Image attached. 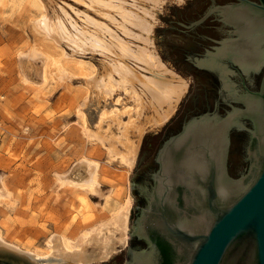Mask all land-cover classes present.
Instances as JSON below:
<instances>
[{"label":"rangeland","instance_id":"rangeland-1","mask_svg":"<svg viewBox=\"0 0 264 264\" xmlns=\"http://www.w3.org/2000/svg\"><path fill=\"white\" fill-rule=\"evenodd\" d=\"M125 1L144 5L143 0ZM187 1L159 0L155 4L149 37L150 48L158 56L154 32L156 27L168 26L158 14L174 18L169 12L170 5L184 7ZM101 3L0 0V236L23 249L44 253L53 234L73 238L85 233L95 223L107 220L128 197L124 242H116L107 258L127 244L134 201L130 178L143 136L155 126L138 134L137 127L143 125L151 109L140 107L119 85L112 91L106 88L109 71L106 51L96 50L94 45L91 48L95 39L92 43L90 39L102 35L100 39L110 42L112 30L125 35L120 33L119 26L115 27L119 16L116 14L117 21L113 23L109 19V15H115L114 8L105 4L103 7ZM44 16L52 22L60 20L63 31L53 35L45 30L40 22ZM78 34H84L86 41L81 42L85 39L82 35L78 41ZM133 42V45L142 43L137 39ZM127 141L138 142L136 160L130 166L119 154L125 152ZM86 160L98 166L95 190L64 186L63 178H76L72 173L86 171ZM104 167L111 172L117 169L116 173L123 169L127 174L122 180L105 179ZM80 195L88 197L89 206H82ZM0 256L6 253L0 251Z\"/></svg>","mask_w":264,"mask_h":264},{"label":"water","instance_id":"water-1","mask_svg":"<svg viewBox=\"0 0 264 264\" xmlns=\"http://www.w3.org/2000/svg\"><path fill=\"white\" fill-rule=\"evenodd\" d=\"M169 12L175 17L158 14L168 26L156 27L154 42L163 61L189 82L178 105L202 107L213 102V85L208 76L184 61L185 53L202 52L208 41L196 37L195 43L188 41L185 25L216 24L212 19L220 17L233 26L228 35L208 27L193 30V35L211 33L219 40L198 64L214 69L227 93L236 96L245 107L231 104L222 115L215 111L202 113L189 119L179 133L164 143L159 150L160 165L154 173L147 208L142 210L136 227L143 230L150 224L155 233L170 234L189 247L187 255L178 257L174 264H264V0H188L184 7L170 5ZM228 62L237 64L245 73L262 67L252 81L259 88L246 86L238 96L228 77ZM241 117L251 120L249 130L262 159L253 163L250 174L239 175L237 172L243 166L239 156L241 143L232 145L231 173L227 170V152L231 129L244 126ZM161 126L144 134L136 162L142 153L154 151L161 140ZM151 136H156L152 147L144 151L142 148ZM135 170L136 164L130 178L133 195ZM178 187L182 188V204L178 203ZM136 204L134 195L125 247L93 264H124L128 258L126 250L132 244L129 237L134 229ZM156 261L158 255L152 244L150 250L133 252L125 264H155ZM0 264L35 263L6 253L0 256Z\"/></svg>","mask_w":264,"mask_h":264},{"label":"bare ground","instance_id":"bare-ground-1","mask_svg":"<svg viewBox=\"0 0 264 264\" xmlns=\"http://www.w3.org/2000/svg\"><path fill=\"white\" fill-rule=\"evenodd\" d=\"M100 1L103 7L105 4L106 6L109 5L111 9L114 8L115 15H109V19H113L111 22L114 20L117 21L116 14L119 16L118 22L115 21L119 25L116 24L115 27L117 28V26H119L121 31L119 32L123 33L127 38L112 30L113 34L109 29L112 35L111 37L109 36L110 42L106 43L104 38L100 39L102 35L101 37L98 35L93 36V34L89 32L90 36L94 37L90 39V42L95 39L94 42L92 41L93 44L91 48L94 45V49H100L99 51L101 52L106 51L104 52V56L108 61L109 67V69H107L109 71L107 73L108 82L106 80V88L112 91L119 85L128 95L131 97L133 96L140 107L151 109H148L151 113L147 114L144 118L143 125L145 127H143V125L137 127L138 134H140L143 129L147 127L159 126L168 117L173 111L177 100L185 92L187 80L173 69L169 68V66L167 67L159 58L153 47L152 49L150 48L152 46V41L149 34H151L153 21H151V19L153 18V9L156 7L155 4L158 3L159 0H143V6H138L135 1H131L129 4L126 3L125 0ZM100 1L95 0V2ZM48 18L49 17L44 16L40 21L45 30L52 34L59 32V30L63 31L64 27L61 25L62 23H58L60 20L52 22L50 20L51 18ZM101 23L102 22H97V25H101ZM97 25H95V27ZM73 27H75V25H73ZM62 31H60V33H62ZM79 35L80 34L77 36L78 41H81V35L82 39L85 38L81 42H84V40L86 41V37H83L84 34ZM90 36L88 37L90 38ZM68 37L69 36L66 38ZM134 39L140 40L142 43L133 45ZM74 42L77 46V42ZM91 43H89V46ZM80 45L79 48L82 47H80ZM83 47L85 46L83 45ZM137 69L140 72H137ZM139 113H142V111L139 110ZM123 143L125 144V142ZM125 149L124 153L119 154L121 155V160L130 166L135 158L138 142L127 141ZM85 162L86 171H77L76 174L74 173L76 178H63L64 180L62 179V182L65 183L63 184L64 186L68 185L74 188L91 191L95 190V186L98 182V166L92 160H86ZM110 170L107 167L103 168V178L108 179L113 177V180H122L125 177L126 170L122 169V171L120 170L118 173H116L117 169H115L116 171L112 170V172ZM80 200L83 207L90 205V200L86 195H80ZM129 200L130 198L127 197L119 208L111 213L107 220H102L99 223L97 222L98 224L95 223L96 225H92L85 233H81L73 238H65L62 236L63 234H53L49 236L46 243L48 249L44 253L23 249L14 243L5 241L1 236L0 251L11 254L14 258L35 264H87L100 261L111 255L115 249L114 244L116 242H124L130 207Z\"/></svg>","mask_w":264,"mask_h":264},{"label":"flooded vegetation","instance_id":"flooded-vegetation-1","mask_svg":"<svg viewBox=\"0 0 264 264\" xmlns=\"http://www.w3.org/2000/svg\"><path fill=\"white\" fill-rule=\"evenodd\" d=\"M212 20L213 22L215 21L216 24L214 23L205 24V22L204 23L202 22L201 24L193 25V26L185 25L186 28L185 35L188 41L190 42L193 41L195 43L196 39L194 37H196L198 38V40L200 39V40L208 41V44L205 47H203L202 52L194 51L192 53L190 52L185 53L184 61L190 63L194 67V69L198 71V73L205 74L208 76V79L211 81L213 85V91H214L213 102L211 104H207L202 107L195 104L192 105L182 104L176 106L179 99L181 98L180 97L177 100L176 105L173 108V111L161 123L162 126L159 129L160 130L159 133L161 134V138H160L161 140L156 145L154 151L151 154H146L144 152V154L142 153L138 158V161L136 162V170L134 172L135 179L132 180V189L134 195L137 198V204L135 206L136 213L134 219V229L131 231L129 237L130 241H132V244L128 246V249L126 250L128 257L126 260H130L133 252L135 251L150 250L152 248V244L155 245L156 253L158 255V261H156L155 264H165V260L167 258L170 259L167 262V264H174V262H176L178 257L187 255L190 248L182 244V242L178 241L177 239L173 238L172 235L165 233H160V234L155 233L153 231L154 227L151 228L150 224L145 225V228H143V230L140 227L139 228L136 227V223L141 216L142 210L147 208L148 196L155 182L154 173L158 170L160 165L159 150L168 139H170L172 136L179 133L183 129L185 123L189 119L193 117H197L202 113L208 111L209 112L215 111L222 115L228 109L231 108V104H234L239 107H245V105L242 104V102L238 101L235 98L236 96H231L230 94L227 93L225 88L222 86L221 79L218 73L214 69L210 70L209 68L198 64V62L205 56L204 54L206 53V51L213 50V47L215 45H218L219 40H216L211 33L193 35L194 32L193 30L198 27L199 28L208 27L215 32L216 30L222 31L225 32V35H228L229 29L233 28L232 25L224 23L220 19V17H218L217 20L215 19ZM228 65H229L228 77L230 78L231 84L234 87V90L236 91L238 96H241V94L245 91L246 86L249 87L250 89H255L257 87L259 88V85L258 86L253 85L252 81L255 80L257 76L260 74L262 67L258 70L251 69L250 73H245L235 63L231 64L230 62H228ZM260 79L259 81H257L259 82L258 84H260ZM187 87H188V80H187ZM241 118L244 123V126L240 128L233 127L231 129L229 133V146L227 152V170L229 173H231L230 163H231L232 145L234 144V142L241 143L242 151L239 152V156L241 162L243 163V166L237 172V174L239 175H241L242 173L250 174L252 172V170H250V167L253 165V163L256 162L259 163L262 159V153L260 152L257 146V141L251 135L249 130V128L252 126L251 120L247 117H241ZM150 138H151L150 141L147 142V146L144 145V147L142 148L144 149V151L148 149L150 150L153 143L152 141H154L156 136L155 137L151 136ZM177 191H178V197H177L178 203L182 204L183 202L181 195L182 188L178 187ZM151 208H153L154 210V206H152ZM134 242L136 243L134 244ZM126 260L124 261V264Z\"/></svg>","mask_w":264,"mask_h":264},{"label":"built area","instance_id":"built-area-1","mask_svg":"<svg viewBox=\"0 0 264 264\" xmlns=\"http://www.w3.org/2000/svg\"><path fill=\"white\" fill-rule=\"evenodd\" d=\"M0 127H1V122H0Z\"/></svg>","mask_w":264,"mask_h":264},{"label":"crops","instance_id":"crops-1","mask_svg":"<svg viewBox=\"0 0 264 264\" xmlns=\"http://www.w3.org/2000/svg\"><path fill=\"white\" fill-rule=\"evenodd\" d=\"M72 174H74V173H72ZM70 178H72V177H70Z\"/></svg>","mask_w":264,"mask_h":264}]
</instances>
